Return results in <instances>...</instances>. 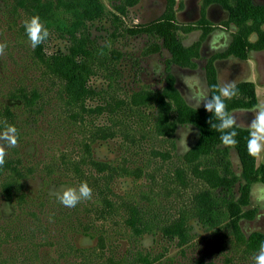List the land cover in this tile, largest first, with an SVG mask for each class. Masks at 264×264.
<instances>
[{
  "label": "rangeland",
  "instance_id": "rangeland-1",
  "mask_svg": "<svg viewBox=\"0 0 264 264\" xmlns=\"http://www.w3.org/2000/svg\"><path fill=\"white\" fill-rule=\"evenodd\" d=\"M98 1L102 7L77 31L87 52L77 60L85 58L92 70L83 112L68 104L63 82L31 47L22 24L31 16L25 4L0 0V43L7 45L0 55V135L16 140L0 146L5 160L32 163L25 188L0 187V264H7L6 248H12L14 264H254L264 240V200L256 191L264 185V164L256 166L247 145L224 146L215 134L208 153L195 152L200 126L205 130L204 119L212 115L196 103L203 91L219 94L220 85L209 55L216 47L208 42L209 21L203 15L194 24L187 11L192 0ZM44 26L49 31L40 45L44 57L69 54L74 41L67 32L54 22ZM234 38L231 34L221 57L235 52L246 57L240 54L243 46L232 50ZM242 85L225 99L230 113L248 101ZM87 147L89 164L82 160L79 172L89 180L92 197L65 207L55 193L61 186L78 187L79 176L72 168L53 174L43 166L56 159L68 168L70 157L85 155ZM89 158L112 172L99 174ZM206 192L224 210L229 204L222 199L236 203L230 223L224 218L213 226L195 216L193 197ZM179 214L186 231L174 236L167 226Z\"/></svg>",
  "mask_w": 264,
  "mask_h": 264
},
{
  "label": "trees",
  "instance_id": "trees-1",
  "mask_svg": "<svg viewBox=\"0 0 264 264\" xmlns=\"http://www.w3.org/2000/svg\"><path fill=\"white\" fill-rule=\"evenodd\" d=\"M17 4L24 5L29 11L31 15L37 14L39 15L41 22L44 23V25L48 26L50 23H57L58 28H62L67 32V35L70 37L72 42L74 41V47L71 48L69 54L62 55V56H56L48 60V58H45L42 54L40 45L37 46L35 49L38 58L41 60L45 68L53 75L58 77L64 85V93L65 97L67 99L68 104H73L77 107V104L80 106L79 108L84 112L87 108L83 104L82 97L84 94H86L89 91L88 86L86 85V78L92 74V70L90 68L91 63L87 62L85 58H87V52L84 48V40L83 37L77 36V31L80 29L81 26H84V23L88 19V14H94L96 11H98L102 5L98 0H15ZM230 14L232 16V19L234 21L240 20V16L243 18L249 17V19H253V23L250 25H245V28L240 29L238 33L235 34L234 41L232 42V50H236L235 48H240L243 46V49L245 50L246 46H249L250 44L247 42L245 36L249 34L250 32H257L259 35L262 34L260 30H258V22L261 18H264V12L263 10H259V8L254 7L250 0H233L232 5L229 8ZM238 26H241V21L238 23ZM242 28V27H240ZM245 29V30H244ZM264 35V34H263ZM81 36V34H80ZM242 49V50H243ZM236 53V52H235ZM245 53H240L241 55L245 56ZM90 56V55H88ZM79 57H85L84 59H81L78 61L77 59ZM89 58V57H88ZM91 60V59H89ZM88 60V61H89ZM65 67H68L70 71H67ZM242 91L241 93L243 96H248V101L242 102L240 104V107L243 108H251L256 105V99L254 94V88L252 84H244L241 86ZM243 87H247V89H243ZM25 94V93H24ZM23 94V98L26 100V102L29 101V99L26 97V95ZM32 94L35 96V94L32 92ZM243 99V98H241ZM129 103L132 104V96L129 97ZM107 106V104H106ZM209 118L204 119V121H208ZM204 126L206 127L204 130L203 126H200L201 129V138H200V144L204 143L203 146L198 144V146L195 149L196 153H208L210 148L212 147V143L209 142L210 136L212 134H215V137L220 140V133L216 132L214 129L212 130L208 123H204ZM238 134L236 136L237 140V147H243L247 145V141L249 138V131L247 129L235 127L234 129ZM211 131V132H210ZM247 147V146H246ZM87 154V157L85 155L77 157L76 160L70 157L69 163L71 164L70 167L64 168V165L60 162H58L56 159L53 160V163L46 164L44 167L45 171L47 173H69L70 169L72 168L73 172L77 173L76 178H80L81 181H86L88 184L90 183L89 180L82 179L81 176H84L85 174H82V172H79L81 161L83 160L86 164L88 162V156L90 155V149L87 147L85 148ZM202 151V152H201ZM223 151V150H222ZM221 151V152H222ZM216 152L221 153L219 150L216 149ZM222 154L226 156V152L223 151ZM207 155V154H206ZM252 156V155H251ZM90 159V158H89ZM254 159V158H253ZM90 166H92L96 171H99V174L103 172L105 169H110L109 172H112V167L108 166L106 163H101L95 161L94 158H91L90 160ZM67 162V163H68ZM22 162H14L13 160L6 159L3 166H0V175L2 176L4 172H7L6 176L3 175L0 182V187L2 189L9 190V188L12 189H18L20 187L25 188L24 183L27 180L28 173L31 172V164L21 165ZM260 170L262 172V180L264 181V166L260 167ZM207 174L210 176H213V169L208 168ZM80 173V174H78ZM110 175V174H109ZM109 175H107L109 177ZM91 178V177H90ZM106 178V177H103ZM206 178V177H205ZM220 179V178H218ZM24 180V183H22ZM80 181V182H81ZM235 178L231 180V182H234ZM22 183V184H21ZM228 189H230V184L226 185ZM36 197V196H34ZM19 199H21V192L19 194ZM193 202L195 204V216L202 221H207L210 224H220L225 219L227 220V223H230L232 218H234L235 211L232 209V206L236 203L232 201H226L222 199L221 204L224 202L228 203V207H225V210L223 206L219 205V202L217 201V197L213 196L211 193H202L197 194L193 197ZM226 213V216L224 215ZM225 218V219H224ZM131 219V218H130ZM183 215L179 214L178 218L174 220L170 224V227L167 226V231L174 235L179 236L184 235V232L186 231V225ZM129 224L132 225V219L128 220ZM214 226V225H213ZM132 228L136 231V233H140L141 231L132 226ZM235 226H233V229ZM165 230V229H164ZM166 231V230H165ZM47 232V229L42 231V234H45ZM256 236V234L254 235ZM254 237H250V239H253ZM253 242L255 240L253 239ZM12 251V248H6V255L7 257V264H14L16 259L11 256L10 252ZM16 264H20L16 262Z\"/></svg>",
  "mask_w": 264,
  "mask_h": 264
},
{
  "label": "clouds",
  "instance_id": "clouds-1",
  "mask_svg": "<svg viewBox=\"0 0 264 264\" xmlns=\"http://www.w3.org/2000/svg\"><path fill=\"white\" fill-rule=\"evenodd\" d=\"M22 24L33 49L49 37L48 29L37 14L26 16ZM6 46V44L0 43V55L4 53ZM218 92L219 94L211 96L206 91L201 92L196 108L202 105L206 112L212 114L207 121L210 128L220 133L222 145L234 147L237 144L235 138L238 133L234 130L237 122L235 117L226 110L227 106L225 104V99L230 100L237 95L234 82L220 84ZM251 111L253 112V118L249 122L250 131L247 148L250 155L257 157L264 151V103L258 104ZM8 133L14 134L15 129L9 126ZM4 141L8 142L10 146H14L16 143L14 136L9 134L0 135V142ZM5 155L4 147L0 146V166L5 163ZM256 191L260 193V199L264 200V185H257ZM55 195L65 207L74 208L81 200L91 199L92 189L86 181H81L78 187L61 186ZM253 261L254 264H264V240L260 242L259 249L253 256Z\"/></svg>",
  "mask_w": 264,
  "mask_h": 264
},
{
  "label": "crops",
  "instance_id": "crops-1",
  "mask_svg": "<svg viewBox=\"0 0 264 264\" xmlns=\"http://www.w3.org/2000/svg\"><path fill=\"white\" fill-rule=\"evenodd\" d=\"M197 33V37L201 38L202 33L199 31ZM252 37L250 39L254 40ZM197 41L199 40L197 39ZM212 41H215L216 46H228L229 42H231V33L220 32L217 37L209 35L208 42L212 44ZM245 56L244 58H216V61L213 63V73L219 84L225 82H234L235 85L239 83L252 84L256 105L251 108L237 109L236 112L234 110L231 113L235 117L238 127L250 130L249 122L253 118L251 110L264 100V47L250 49L245 53ZM234 68L237 70L235 73L233 72ZM255 161L256 166L264 164V151L255 157Z\"/></svg>",
  "mask_w": 264,
  "mask_h": 264
},
{
  "label": "flooded vegetation",
  "instance_id": "flooded-vegetation-1",
  "mask_svg": "<svg viewBox=\"0 0 264 264\" xmlns=\"http://www.w3.org/2000/svg\"><path fill=\"white\" fill-rule=\"evenodd\" d=\"M206 4H204V12H203V2L200 0H192V2L189 3V7L187 6V11L192 12V19L194 21V24H197L200 22L203 15L207 18L209 21V27L207 28L208 35L212 36H218L220 32H230L231 34H236L239 32L240 29L245 28V25H250L253 23V19H249V17L243 18L240 16V20L234 21L232 19V16L230 14L229 8L232 5L233 0H205ZM251 4L254 7L259 8V10H263L264 12V0H250ZM231 3V4H230ZM241 21V26H238ZM201 25L198 24V31L200 33H203V28L200 27ZM242 27V28H240ZM245 30V29H244ZM258 30L262 32L261 35H259L257 32H250L245 36L247 42L250 44L249 46L245 47V51H249L250 49H254L255 43H262L264 47V18H261L258 22ZM195 30V32H198ZM254 36V40H251L249 37ZM219 38V37H218ZM201 41V40H200ZM214 42V43H213ZM201 42H198V45L200 46ZM212 44H215V41H212ZM261 44V45H262ZM219 47V48H218ZM227 45H223V47L216 46L211 48L209 51L210 58H212L214 61H216V58L221 57L220 52L227 49ZM219 53V54H217ZM225 58L230 57H238L236 53L230 54L229 56L225 55ZM228 63V61H227ZM237 70L234 68V73Z\"/></svg>",
  "mask_w": 264,
  "mask_h": 264
}]
</instances>
